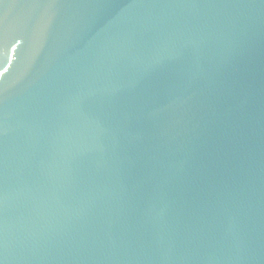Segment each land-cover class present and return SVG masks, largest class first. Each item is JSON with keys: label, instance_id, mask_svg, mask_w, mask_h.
Wrapping results in <instances>:
<instances>
[{"label": "water", "instance_id": "1", "mask_svg": "<svg viewBox=\"0 0 264 264\" xmlns=\"http://www.w3.org/2000/svg\"><path fill=\"white\" fill-rule=\"evenodd\" d=\"M0 264H264V0H0Z\"/></svg>", "mask_w": 264, "mask_h": 264}]
</instances>
